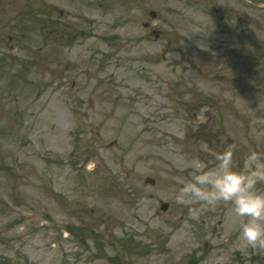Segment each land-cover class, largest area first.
Instances as JSON below:
<instances>
[{
  "label": "rangeland",
  "instance_id": "rangeland-1",
  "mask_svg": "<svg viewBox=\"0 0 264 264\" xmlns=\"http://www.w3.org/2000/svg\"><path fill=\"white\" fill-rule=\"evenodd\" d=\"M262 4L0 0V29L24 39L0 47L23 65L0 66V264H165L193 229L211 241L200 264H262L227 204L192 218L175 202L218 163L199 125H223L237 171L264 156Z\"/></svg>",
  "mask_w": 264,
  "mask_h": 264
},
{
  "label": "clouds",
  "instance_id": "clouds-1",
  "mask_svg": "<svg viewBox=\"0 0 264 264\" xmlns=\"http://www.w3.org/2000/svg\"><path fill=\"white\" fill-rule=\"evenodd\" d=\"M233 156L229 148L216 156L215 167L199 165L190 180L179 181L182 187L175 202L188 206L192 218H198L204 208L227 204L230 215L241 219L239 238L252 249L264 250V191L256 189L258 182H264V156L250 153L239 171ZM197 203L201 206L192 207Z\"/></svg>",
  "mask_w": 264,
  "mask_h": 264
},
{
  "label": "flooded vegetation",
  "instance_id": "flooded-vegetation-1",
  "mask_svg": "<svg viewBox=\"0 0 264 264\" xmlns=\"http://www.w3.org/2000/svg\"><path fill=\"white\" fill-rule=\"evenodd\" d=\"M5 28L7 29V27H5ZM1 29H0V45H3L5 43V41L4 40L2 41V39H5V36H7L8 30L6 32H4V30H6V29H3V28H1ZM18 38H19V35L16 34L15 37L10 36L9 40L13 41V39L17 40ZM20 48H22V47H20ZM169 243H170V241H169ZM185 244H189V243H184V247L186 246ZM190 244L191 245H189L188 248L185 247L187 249V251L182 250V252L185 253V258L181 264H200L202 261V258H203V245L200 243H196L195 245H193V243H190ZM247 255L251 258V254H250L249 250L246 251V256ZM250 264H251V262H250Z\"/></svg>",
  "mask_w": 264,
  "mask_h": 264
},
{
  "label": "water",
  "instance_id": "water-1",
  "mask_svg": "<svg viewBox=\"0 0 264 264\" xmlns=\"http://www.w3.org/2000/svg\"><path fill=\"white\" fill-rule=\"evenodd\" d=\"M148 182H150L151 184H154L152 180H148ZM166 208H167V205L163 206V210H165Z\"/></svg>",
  "mask_w": 264,
  "mask_h": 264
}]
</instances>
